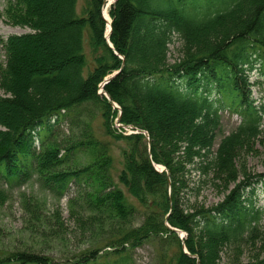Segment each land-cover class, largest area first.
Returning a JSON list of instances; mask_svg holds the SVG:
<instances>
[{"label":"trees","instance_id":"obj_1","mask_svg":"<svg viewBox=\"0 0 264 264\" xmlns=\"http://www.w3.org/2000/svg\"><path fill=\"white\" fill-rule=\"evenodd\" d=\"M78 1L7 0L5 16L29 32L2 41L0 182L12 185L39 174L58 195L72 183L87 187L88 209L117 228L107 242L113 251L101 256L93 250L64 262L16 252L0 257V264H129V253L150 242H157L167 264H219L226 247L234 252L231 264H264V205L243 198L251 180L264 183V174L240 175L234 164L238 146L259 136L264 124V106L253 100L250 82L251 72L264 74V0H115L109 8L113 48L105 38L106 1L86 0L82 13ZM175 36L183 56L172 64ZM46 39L52 46L39 60ZM28 51L35 60L26 62ZM114 104L119 123L149 140L143 133L110 132ZM225 107L241 124L213 156ZM85 110L99 114L107 133L126 143L118 179L146 211L138 227L132 226L136 208L113 181L109 147L93 131L58 147L61 126ZM81 153L90 158L87 165L59 171ZM197 163L206 174L223 176L228 194L216 206L185 213L179 203L188 187L182 165ZM246 244L259 247L244 263Z\"/></svg>","mask_w":264,"mask_h":264},{"label":"rangeland","instance_id":"obj_2","mask_svg":"<svg viewBox=\"0 0 264 264\" xmlns=\"http://www.w3.org/2000/svg\"><path fill=\"white\" fill-rule=\"evenodd\" d=\"M105 1L106 4L102 11L103 18L104 10L107 8L109 10L110 6L115 2V0ZM6 4L7 0H0V64L5 60L2 41L7 40L10 36L24 35L29 32L26 28L11 24L5 16ZM85 6L86 0H79L77 5L78 13H82V9ZM61 38H57L56 41H59ZM42 45V54L40 52L37 57L39 60L46 59L52 42L46 39ZM85 52L90 67H93L94 60H92L88 43L85 45ZM182 56V42L175 36L170 45V63H175ZM25 57L28 58L26 62L29 59H36V56L32 55L29 51ZM250 82L253 84V100L256 101L258 106H264V74L258 71V69L251 72ZM99 93L101 94V91ZM2 95L3 93L0 91V96ZM215 97L216 94L213 93V98ZM117 107V105L114 106V109H117V117L111 118L110 132L116 135L132 133L131 127H122L120 125L118 116L121 111ZM220 114L221 126L216 132V139L212 150L213 156H215L222 141L235 132L241 124L240 116L232 112L229 107L223 108ZM90 131L94 132L97 140L109 147L113 160L111 170L113 181L137 210L132 218V226H140L144 221L146 211L130 196L118 179L124 167L123 153L126 149V143L107 133L105 122L99 114L91 110H85L82 118L65 122L61 126L57 136L58 147L62 149L67 146L69 141L83 140ZM89 162L90 158L81 153L73 162L60 167L59 171L79 168L87 165ZM234 164L240 175L244 171L251 177L253 175L264 174V124L259 136H256L254 139L251 138L249 141H245L243 145L238 146ZM182 166L186 170L185 178L188 187L180 193L179 203L185 213L192 206L211 208L224 200L228 191L226 192L223 176H214L213 172H210L209 175L206 174V170L201 169L198 163L196 165L183 164ZM166 173L168 172L166 171ZM240 175L239 181H242L243 178ZM233 186L234 184L229 189H232ZM0 187L3 188L1 190L4 193L0 195V257L8 256L11 253L24 252L47 256L53 258L56 262H64L80 257L82 254L93 250H99V255L101 256L113 251L107 247V242L112 240V236L115 235L117 228L111 226L113 223L111 219H108L106 216L95 215L88 209L85 202L86 198L84 197L87 187L72 183L65 194L58 195L50 189L44 177L39 174H35L31 178L12 185L1 181ZM243 198L248 201L246 202L247 204L249 200L254 201L258 208L264 205V183L260 182V178L254 182L251 180V184L244 190ZM260 225L262 226L263 223ZM184 236H186L184 232H179L180 238ZM257 247L259 245H244L241 257L242 262H248L254 252H256ZM233 255L234 252L226 247L225 251L221 253L219 264H231ZM129 257V264L168 263L166 256L161 254L157 242H150L137 248L129 253ZM110 259L113 260L114 258L110 257Z\"/></svg>","mask_w":264,"mask_h":264},{"label":"bare ground","instance_id":"obj_3","mask_svg":"<svg viewBox=\"0 0 264 264\" xmlns=\"http://www.w3.org/2000/svg\"><path fill=\"white\" fill-rule=\"evenodd\" d=\"M104 17H105V19H106V21H107V27H106V34L108 35L109 34V32H110V27H111V17H110V14H109V10H108V8L107 9H105L104 10ZM104 84V83H103ZM101 85L100 86V90L102 91V88H103V86L105 85ZM133 132H135V131H139V130H132ZM140 132V131H139ZM138 132V133H139ZM134 134V133H133ZM157 169L159 170V171H161L162 170V167L161 166H157ZM185 237V236H184ZM184 237H183V239H184ZM184 250H186V248H185V246H184Z\"/></svg>","mask_w":264,"mask_h":264},{"label":"water","instance_id":"obj_4","mask_svg":"<svg viewBox=\"0 0 264 264\" xmlns=\"http://www.w3.org/2000/svg\"><path fill=\"white\" fill-rule=\"evenodd\" d=\"M104 19H105V17H104ZM106 20V19H105ZM111 33H112V27H110V32H109V34L107 35H105V38L107 39V41H108V43H109V45H110V47L111 48H113L112 47V45H111V43H110V41H109V38H110V35H111ZM119 72H116V73H114L110 78H108V79H106L105 80V82H104V84H106L110 79H112L114 76H116L117 74H118ZM103 84V85H104ZM154 167H155V169L157 170V171H159L158 169H157V167H156V165H154ZM164 168L161 170V171H159L160 173H162V172H164ZM173 231H176V232H179L177 229H172Z\"/></svg>","mask_w":264,"mask_h":264}]
</instances>
